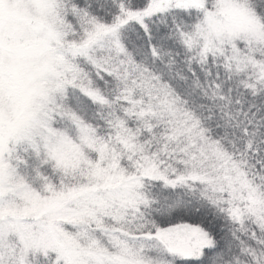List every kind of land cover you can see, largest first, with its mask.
<instances>
[{
  "label": "snow or ice",
  "instance_id": "obj_1",
  "mask_svg": "<svg viewBox=\"0 0 264 264\" xmlns=\"http://www.w3.org/2000/svg\"><path fill=\"white\" fill-rule=\"evenodd\" d=\"M0 264H264V0H0Z\"/></svg>",
  "mask_w": 264,
  "mask_h": 264
}]
</instances>
